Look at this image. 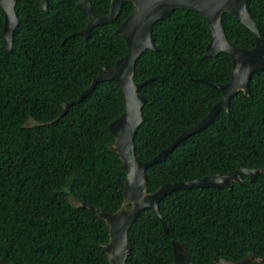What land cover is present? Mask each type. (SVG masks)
Listing matches in <instances>:
<instances>
[{"label": "trees", "instance_id": "trees-1", "mask_svg": "<svg viewBox=\"0 0 264 264\" xmlns=\"http://www.w3.org/2000/svg\"><path fill=\"white\" fill-rule=\"evenodd\" d=\"M18 0L20 23L14 47L5 46V12L0 6V260L6 264H111L104 244L107 224L80 202L115 213L123 205L126 175L111 150L110 124L125 111L120 84L101 82L62 116L102 67L113 68L128 53L117 35L134 12L126 2L115 23L78 33L88 19L77 0ZM96 14L109 13L111 0H92ZM264 37V0H250ZM228 39L253 49L255 37L239 19L224 14ZM212 38L198 11L178 9L153 28L158 51L138 60L135 82H150L145 121L135 135L137 158L154 159L185 130L203 120L222 98L212 84L225 85L233 60L227 53L205 58ZM251 95L239 92L207 129L183 141L147 170L148 191L238 169L264 167V70L253 73ZM232 190H179L160 203L158 214L143 211L130 229L127 264H172V241L185 245L195 264L221 257L239 262L264 258V173Z\"/></svg>", "mask_w": 264, "mask_h": 264}, {"label": "water", "instance_id": "water-1", "mask_svg": "<svg viewBox=\"0 0 264 264\" xmlns=\"http://www.w3.org/2000/svg\"><path fill=\"white\" fill-rule=\"evenodd\" d=\"M38 2L44 11L48 10V0H38ZM126 2L133 3L135 9L117 29L116 34L126 40L128 54L120 59L113 68L102 67L93 78L90 87L82 93L78 100L64 104L62 113L64 116L72 105L81 103L98 83L116 81L122 88L125 111L119 119L110 124V130L115 138L111 150L120 156L121 168L126 175L123 205L117 212L111 213L103 208L80 202L82 207L92 211L107 224L110 239L103 247L111 264L128 263L133 248L129 232L143 211L154 210L162 221L165 232L169 233V228L160 211V203L166 196L179 190L188 191L193 188L232 190L234 183L245 185L244 176L254 182L259 175L264 173V167L259 169L241 168L228 174H215L193 181L165 184L153 193L148 191L147 170L150 167L166 158L183 141L207 129L214 123L222 109H225L231 117L230 103L239 92H243L247 96L251 95L250 80L253 73L264 70V37L253 19L250 0H111L110 11L105 16L95 13L92 0H77V8L88 19L86 29L78 34L89 38L95 27L115 23ZM17 4L18 0H0V6L5 12L4 42L9 52L13 51L14 31L20 23L16 10ZM178 9L198 11L207 19L212 31V38L206 47L205 58H213L221 53H227L233 60V71L229 83L225 85L212 84L222 92L223 98L209 114L199 123L185 130L154 159L142 162L136 155L135 135L145 121L143 108L147 101L139 91L150 82L159 80L160 76L143 83H137L135 82L136 65L146 51H158V47L153 41L154 25L168 18ZM224 14L236 17L252 31L255 37L253 49L241 48L228 39L223 22ZM172 246L174 252L172 264H195L185 245L173 240ZM0 264L6 263L0 260ZM210 264H264V258L252 254L242 261L234 262L218 257Z\"/></svg>", "mask_w": 264, "mask_h": 264}]
</instances>
